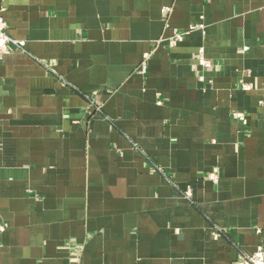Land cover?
<instances>
[{
    "label": "crops",
    "instance_id": "1",
    "mask_svg": "<svg viewBox=\"0 0 264 264\" xmlns=\"http://www.w3.org/2000/svg\"><path fill=\"white\" fill-rule=\"evenodd\" d=\"M0 13L23 42L0 61V264L264 250V0H0Z\"/></svg>",
    "mask_w": 264,
    "mask_h": 264
},
{
    "label": "built area",
    "instance_id": "2",
    "mask_svg": "<svg viewBox=\"0 0 264 264\" xmlns=\"http://www.w3.org/2000/svg\"><path fill=\"white\" fill-rule=\"evenodd\" d=\"M169 10V8H167ZM204 24H197L190 26L189 30H179L175 29L173 32V35L168 38V44L170 46H175L179 42L183 41L186 37V35L195 29H204ZM8 24L3 17V15L0 13V61L2 60L3 56L10 51V45L15 44L17 46H20L23 44V42L13 39L11 36H9L8 32ZM147 58L148 54H145L144 60L142 62L141 68L142 71L145 73L147 71ZM198 62L199 66L201 68H209L213 65V62L206 57L205 48L204 46H201L199 48L198 53ZM200 79H204L202 75H200ZM242 88L245 90H249L251 86L248 83H243ZM237 115H241L240 113H237ZM212 179H217V176L214 174H210ZM6 229L5 223H0V232H3ZM237 264H264V250L260 248L256 253L254 254H247L244 251H240L239 257L237 260Z\"/></svg>",
    "mask_w": 264,
    "mask_h": 264
}]
</instances>
